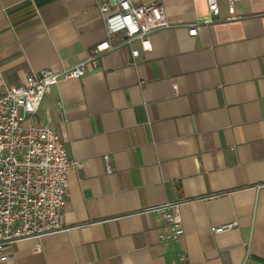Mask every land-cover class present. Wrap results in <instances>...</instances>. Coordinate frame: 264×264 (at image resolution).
I'll use <instances>...</instances> for the list:
<instances>
[{"label": "crops", "instance_id": "obj_1", "mask_svg": "<svg viewBox=\"0 0 264 264\" xmlns=\"http://www.w3.org/2000/svg\"><path fill=\"white\" fill-rule=\"evenodd\" d=\"M105 1L0 0V94L86 59L106 38ZM132 1L164 4L171 26L139 59L113 50L46 96L32 121L54 125L82 162L66 226L16 241L0 264H264V0H242L234 21L217 0L222 20L197 36L189 25L209 0ZM167 203L180 204L185 235L163 243L147 210Z\"/></svg>", "mask_w": 264, "mask_h": 264}, {"label": "built area", "instance_id": "obj_2", "mask_svg": "<svg viewBox=\"0 0 264 264\" xmlns=\"http://www.w3.org/2000/svg\"><path fill=\"white\" fill-rule=\"evenodd\" d=\"M242 0H227L230 20L242 17L237 6ZM106 38L97 43L88 57L73 66L47 68L29 73L24 84L6 88L0 94V262L9 256L6 247L16 241L42 238L65 229V206L70 196V174L82 167L72 158L58 129L49 123H34L46 96L65 81L80 80L99 71L101 59L109 52L130 49L134 60L153 50L152 36L168 28L164 4L153 1L136 5L132 0L100 3ZM210 15L189 25L197 36L199 26L222 20L217 0H209ZM107 173L113 174L110 157H105ZM179 203L148 209L164 224L159 234L163 243L180 241L185 235ZM237 223L215 227V234L226 233ZM183 256V260H185Z\"/></svg>", "mask_w": 264, "mask_h": 264}]
</instances>
